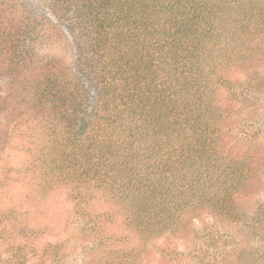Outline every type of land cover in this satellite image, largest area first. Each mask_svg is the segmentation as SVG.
I'll return each instance as SVG.
<instances>
[{"label": "trees", "instance_id": "1", "mask_svg": "<svg viewBox=\"0 0 264 264\" xmlns=\"http://www.w3.org/2000/svg\"><path fill=\"white\" fill-rule=\"evenodd\" d=\"M41 1L49 16L27 0H0V163L9 149L28 154L17 171L27 204L10 198L13 169L0 176V257L264 264V200L251 212L238 202L260 170L223 143L231 102H260L248 129L261 128L264 81L238 74L263 60L264 0ZM65 189L78 205L105 197L137 246L118 245L85 211L76 221L94 243L83 259L65 241L40 255L14 244L13 232L32 234L31 208L46 210ZM201 218L211 222L179 249L186 223Z\"/></svg>", "mask_w": 264, "mask_h": 264}, {"label": "rangeland", "instance_id": "2", "mask_svg": "<svg viewBox=\"0 0 264 264\" xmlns=\"http://www.w3.org/2000/svg\"><path fill=\"white\" fill-rule=\"evenodd\" d=\"M27 1L31 7L40 8L49 16V11L45 7L44 1ZM262 57L263 60L255 63L252 67L240 68L238 79L242 82L253 79V86H257L260 80L264 81V51ZM257 92L255 91L251 95H257ZM262 97V94L259 93L257 98L262 99ZM256 106L257 108H252L246 103L231 102V117L227 125L228 134L223 142L233 156L251 158L252 166L260 170V174L256 176L259 178H256L252 183L250 193L246 197H241L238 200L240 207L246 212H251L256 208L259 200H264V115L262 114L263 116L259 121L261 128L258 129L257 136H251L255 132L254 130L249 131L248 129L251 121H254L257 118L256 115L262 112V104L259 102ZM250 137H252V140H250ZM4 154L2 162L0 163V176L6 174V169H13V171L7 173V177H10V198L12 200H20L27 204L28 200L25 197L26 187L22 184V176L17 171L19 168H25L23 162H27L28 154L25 151H19V149H9ZM78 204V201L75 200V194L69 190L65 189L52 193L46 201V210L42 211L41 209L40 212L30 207L33 217L30 224L32 234L26 232L20 233L18 230H14L15 232L11 235V241L17 245L20 244V246L26 244L30 247H35L38 255L47 248L48 243L58 240L65 241L68 243L66 247L69 249L67 251L69 253L74 251L77 260H80V258L83 259L84 251L86 250L85 245L94 243V239L92 237L87 238V232L81 229V225L84 223L82 224L79 223L80 221H76L79 214L85 211V213L90 215L88 218L89 223L98 218L100 227L105 229L106 233L113 237L118 245H124L126 248L137 246L138 242L133 234L123 226L120 212L109 205L105 197L95 195L88 203ZM210 222L211 219L209 218L197 219L190 223L187 222L183 236H177L179 237L176 239L177 247L181 250L183 248H190L195 240L191 231H195V228L203 227L206 223ZM160 243L161 241L158 244ZM3 249H5V246L0 245V252ZM8 257V254H4V258L2 257L3 261H0V264H9L7 261ZM2 258L0 257V260ZM45 263L49 264L48 261ZM30 264H36V262L32 261ZM232 264H238V260Z\"/></svg>", "mask_w": 264, "mask_h": 264}]
</instances>
